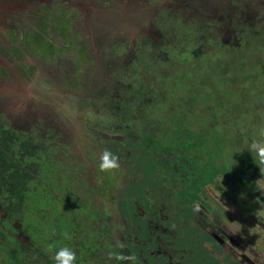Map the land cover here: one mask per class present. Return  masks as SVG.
<instances>
[{
    "label": "flooded vegetation",
    "instance_id": "obj_1",
    "mask_svg": "<svg viewBox=\"0 0 264 264\" xmlns=\"http://www.w3.org/2000/svg\"><path fill=\"white\" fill-rule=\"evenodd\" d=\"M89 1L93 0H0V102L8 93L1 89L9 87L1 82L11 79L17 84L10 87L14 96L9 95L14 115L6 120L0 109V126L44 133L39 127L40 122L45 126L47 113L31 101L20 111L15 101L25 93L32 101L39 98L21 84L23 79L46 78L44 61L65 62L67 44L60 27L69 26L67 42L75 44L68 51L73 55L71 68L73 62L80 64V76L87 74L83 79L98 76L95 92L113 90L110 100L116 110L104 106L108 99L101 97L102 107L93 114L107 116L104 127L116 128L112 132L119 138L105 147L124 157L119 161V174L127 164L123 182L139 184L127 195L126 209L132 216L126 217L121 232L115 231L135 257L130 264H264V205L258 198L264 165L254 152L252 160L210 155L211 126L202 120L217 111L205 101L206 85L239 69L241 53L252 48L249 39L253 46L264 42V0H153V11L146 17L139 14V26L125 43L105 47L101 43L94 46L95 55L88 43L71 39L72 22L80 20L77 5ZM111 2L125 5L121 0ZM120 12L117 8L115 18H122ZM51 19L58 24L56 30ZM44 22L58 35L49 28L38 29ZM31 34L54 43L49 55L29 45ZM210 36L215 43L210 44ZM119 46L125 49L120 54ZM224 46L227 52L221 49ZM97 63L108 66L106 76L94 71ZM214 70L220 77L213 75ZM134 195L142 197L131 199ZM244 199L259 212L248 209Z\"/></svg>",
    "mask_w": 264,
    "mask_h": 264
},
{
    "label": "rangeland",
    "instance_id": "obj_2",
    "mask_svg": "<svg viewBox=\"0 0 264 264\" xmlns=\"http://www.w3.org/2000/svg\"><path fill=\"white\" fill-rule=\"evenodd\" d=\"M121 1L125 5L121 6L120 3L111 2V0H93L77 5L76 10L79 13L77 19L80 20L77 23L75 21L72 22L75 35L71 36V39L75 41L81 39L84 43H88V46L94 49L92 50L93 55H95L94 46L98 47L101 43H103L104 47L113 42L117 45L125 43L129 38V34L139 26L137 21L139 14H143L142 16L146 17L153 11V5H151L153 0ZM117 8H120L122 18L118 16L115 18L113 15L116 13ZM164 11L168 12L169 8ZM54 17L57 18V16ZM51 22L54 23L51 28L56 30L58 24L55 22V19H51ZM47 23L44 22V25L38 27V29L47 32V28L50 29ZM261 27L262 23H258L257 29L261 30ZM60 28L61 32H59L63 35L65 43L67 44L66 52L63 54L65 62H63V59H59L58 61L47 59L44 61V66L47 67V71L44 72L46 78L23 79L24 83L28 84H21V87H23L25 91L30 92V90L33 89L34 95L39 98L32 101L30 96L28 95V97L25 93L24 97H17L15 103L18 105L20 111H25L27 101L29 103L31 101L33 104L40 107L41 112L47 113L48 120H46V124L48 125L46 126L45 124V127L40 122L41 126L39 128L46 130L57 125L60 126L61 129H57L59 133H55L50 138L54 142H60V131L64 133L62 134L64 137L69 138L72 143L74 142L73 146L75 151L80 154V161L78 163L86 169L83 177L88 181H96L97 186H99V194L97 193V196L100 198L101 205L103 206L102 211H105V216L102 218L108 219V216L111 215L108 209H114L116 200L118 206L119 197L122 199L124 198V201L129 199L130 197H127L128 193H133L136 188L134 185L139 184L135 183V180L127 183H123V180L121 181L123 171L127 167L126 163H123L126 167L122 168L121 174H119L121 171L120 168L112 172H101L99 170V156L103 150L107 149L105 145L108 144L111 138L116 139L119 137H115V134L112 132L116 129L112 128V125H109L108 128L104 127L108 124L106 121V119H108L107 116L97 117L93 116V114L102 107L101 97H107L108 99L104 101L106 104L104 106L112 107V110H116L114 107L115 102H111L110 100L113 90L104 87V90L100 93L97 91L95 92V89L99 86L97 81H100L98 76L97 80L91 78V74H89L86 79H83L87 74L83 73L80 76L82 72L80 64L77 63V66L74 65L73 62V68H71L70 60L73 58V55H70L69 52L74 48L75 44L67 42V34H69V32L66 30L69 26L64 27L63 24H61ZM50 30L51 33H54V36L58 35L54 30ZM54 36H52V38ZM209 39L210 44L215 43L212 36H210ZM28 41L32 48H38L47 55H49V51L54 45V43H49L37 38L34 34H31ZM56 41L58 42V39ZM245 42L246 40H243L242 44ZM65 43L63 41V44ZM250 43H253V41L249 39L248 44L252 47L251 50L248 48L247 52L241 53L242 62L238 65L239 69L227 71L224 77H220L221 74L214 70L213 75L220 78L216 81L210 80L209 85H206L209 92L204 97L205 101H209L211 105L214 104V108L217 109V111L213 112V117L202 118L207 126H211V128H209L211 130L209 133V141L212 147L210 155L220 154L224 158L231 159L241 156L247 159L251 158L252 160L253 152L249 151V145L251 146L255 140H264V136L260 135V129L264 128V42L257 41L254 46ZM221 49H223V51L225 49L227 52L229 48L224 46V48ZM104 50H107V48H104ZM117 50L118 54H120L125 49L123 46H119ZM172 54H174V52ZM32 56L38 57V54ZM91 64H94V62H91ZM97 65L98 68L94 69V71H98L101 74L104 73L106 76L109 70L108 66L104 63H97ZM73 70L74 73H72ZM233 76L236 79L235 81H233ZM122 80L125 81L128 79L122 77L120 81ZM85 81L90 84L84 86L83 84ZM1 83L9 85L8 89H1L4 93H8H5L7 99L0 102V109L5 114L3 117L7 120L10 119V116L14 115L11 110L9 96H14V94L10 87H15L17 84L11 79L10 81ZM42 83H44V86H42ZM91 101H94V103H91ZM229 105L237 111L224 107ZM218 113H220V115ZM136 123L139 124L138 122ZM241 125L243 126L242 128ZM105 130L110 133L111 138L104 136L103 132ZM218 130L222 131V133ZM122 141L123 140H121V142ZM60 144L61 145L58 146L63 145L61 142ZM96 157L98 159H96ZM123 159L124 157L119 155V161H123ZM230 162L235 163L233 160H230ZM258 182L260 192L258 198L264 205V180L260 181V179H258ZM239 196L244 198L241 192ZM148 199L153 201L152 197ZM243 202L253 213L257 214L259 212V209L254 207L248 199H244ZM96 203L100 210L101 205L98 199H96ZM246 207L243 208L246 209ZM240 210L242 213L244 212L243 209L240 208ZM245 215L249 218L248 214ZM113 216V222L116 223L115 229L117 228L116 232H121L123 229V227H121L123 226L122 216L119 213H115ZM98 222V226H104L102 222Z\"/></svg>",
    "mask_w": 264,
    "mask_h": 264
},
{
    "label": "trees",
    "instance_id": "obj_3",
    "mask_svg": "<svg viewBox=\"0 0 264 264\" xmlns=\"http://www.w3.org/2000/svg\"><path fill=\"white\" fill-rule=\"evenodd\" d=\"M57 129L29 133L0 126V264H55V251L64 246L76 252L75 264H130L114 258L121 252L132 255L116 247L113 222L115 213L123 223L132 216L126 201L119 197L108 219L102 218L99 186L84 179L80 154L64 133L60 142L65 145L50 139Z\"/></svg>",
    "mask_w": 264,
    "mask_h": 264
},
{
    "label": "clouds",
    "instance_id": "obj_4",
    "mask_svg": "<svg viewBox=\"0 0 264 264\" xmlns=\"http://www.w3.org/2000/svg\"><path fill=\"white\" fill-rule=\"evenodd\" d=\"M260 135L264 136V128L260 129ZM250 151L254 152L259 164L264 165V140H255L250 146ZM99 170L101 172H112L121 167L119 162V157L115 155L111 150L105 149L99 156ZM65 239H70L71 237L67 232L64 233ZM116 247L123 249L125 244L119 239L116 241ZM113 254L110 253V257ZM114 258L118 261H134L135 257L133 255H125L122 252L114 254ZM55 264H75L76 262V252L68 247L64 246L55 251L53 257Z\"/></svg>",
    "mask_w": 264,
    "mask_h": 264
}]
</instances>
